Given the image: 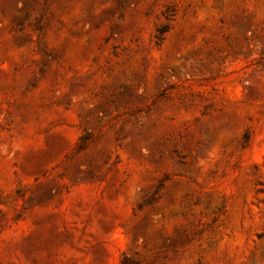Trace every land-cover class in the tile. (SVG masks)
Returning <instances> with one entry per match:
<instances>
[{
	"label": "rangeland",
	"instance_id": "obj_1",
	"mask_svg": "<svg viewBox=\"0 0 264 264\" xmlns=\"http://www.w3.org/2000/svg\"><path fill=\"white\" fill-rule=\"evenodd\" d=\"M0 264H264V0H0Z\"/></svg>",
	"mask_w": 264,
	"mask_h": 264
},
{
	"label": "trees",
	"instance_id": "obj_2",
	"mask_svg": "<svg viewBox=\"0 0 264 264\" xmlns=\"http://www.w3.org/2000/svg\"><path fill=\"white\" fill-rule=\"evenodd\" d=\"M170 7L166 8V12L168 11V13H164V18L166 20H169L170 19V15L172 14V9L169 10ZM169 28V24L168 23H164L162 25H160V27L157 28V33L155 35L156 37V40L159 42L161 41L162 37H163V34L168 30Z\"/></svg>",
	"mask_w": 264,
	"mask_h": 264
}]
</instances>
